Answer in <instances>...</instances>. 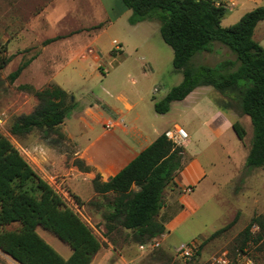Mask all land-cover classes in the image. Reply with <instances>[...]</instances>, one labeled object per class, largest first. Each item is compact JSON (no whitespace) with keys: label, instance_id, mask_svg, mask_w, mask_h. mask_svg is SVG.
Instances as JSON below:
<instances>
[{"label":"rangeland","instance_id":"obj_1","mask_svg":"<svg viewBox=\"0 0 264 264\" xmlns=\"http://www.w3.org/2000/svg\"><path fill=\"white\" fill-rule=\"evenodd\" d=\"M232 2L228 0L229 4H224L228 8L230 4L234 6ZM119 3L120 0H0V63L3 57L9 58L0 66V130L12 141L9 124L14 116L31 111L37 104L33 94L17 86L29 83L35 88L46 87L51 84L48 78L52 73L53 83L68 93L67 98L73 104L66 115L65 128L74 139L69 138L61 126L58 132L51 130L43 135L36 129L17 139L26 149L23 152L26 160L65 198L100 240L102 245L91 264H210L211 257L223 251L234 256L241 250L240 231L250 216L264 215V166L252 168L242 184L238 183L250 145V119L236 109L225 108L242 125L245 135L239 139L233 129L225 126L214 136L210 121L203 122L208 116L205 105L212 100L210 93L203 94L209 86L197 88L195 93L203 96L191 109L186 101L177 100L168 112L156 113L149 97L140 101L139 97L144 94L151 95L153 102L159 101L171 86L181 81L182 74L173 68L172 48L162 40L157 22L143 20L132 26L126 15L109 20V16L117 13ZM248 5L250 3L228 9L220 23L232 24ZM100 22L101 27L95 28ZM258 27L254 38L264 40V22ZM53 35L62 37L43 43ZM119 42L124 49L116 54L120 51ZM109 48L113 49L112 54H108ZM33 58L36 63L30 70L24 68L17 78L8 80L7 74L19 63ZM224 58L233 59L234 55L223 43L214 41L209 50L195 54L193 62L213 64ZM143 70L147 72L143 74ZM213 99L218 106L225 101L216 92ZM87 105L93 113L84 115ZM128 105L131 108H127ZM140 105L147 123L153 124L155 129L164 130L175 124L185 129L189 138L182 163L192 162L194 173L202 172L199 182L185 185L192 177L183 173L178 179L184 185L178 186L173 181L166 186L159 211V218L167 222L165 231L142 242L147 243L144 247L139 246L141 242L134 240L129 229L117 223H110L107 229L103 215L112 194L89 196L87 175L80 173L72 163L79 147L85 157L100 165L120 164L127 152L117 143H125L127 139L117 126L114 109L124 114L120 124L128 129L132 125L129 119ZM99 111L105 117L102 123L95 115ZM107 119L112 121L109 130L104 125ZM224 122L221 120L222 124ZM76 191L82 197L81 206L69 194ZM236 213L237 220L231 227L209 237ZM16 226L17 223L12 222L6 228ZM36 230L62 255L70 253L69 246L49 231L40 226ZM258 234V229L251 228L243 249L255 264H264V234L260 237ZM189 241L201 247L192 260H184L178 256L176 247L180 242ZM0 264L20 263L0 250Z\"/></svg>","mask_w":264,"mask_h":264},{"label":"trees","instance_id":"obj_2","mask_svg":"<svg viewBox=\"0 0 264 264\" xmlns=\"http://www.w3.org/2000/svg\"><path fill=\"white\" fill-rule=\"evenodd\" d=\"M129 9L127 22L143 20L158 23L162 40L172 48V65L182 74L181 81L169 88L166 94L154 101V110L164 113L172 100L182 99L194 87L210 85L225 101L221 108H233L250 119L251 138L244 158V171L238 178L242 184L252 168L264 166V47L253 38L257 21L264 19V4L245 11L230 25L220 21L228 11L221 0H120ZM102 22L94 27H101ZM48 37L44 44L61 38ZM219 41L234 55L213 64L194 63L193 57L210 49ZM113 49L109 50V54ZM9 60L1 59L0 66ZM29 63L24 60L7 74L11 82ZM18 89L31 93L37 104L28 113L14 116L9 133L24 136L33 130L47 135L58 127L72 108L68 93L51 83L43 88L21 83ZM235 135L242 139L245 130L238 121L231 124ZM185 154L183 145H177L164 133L158 135L118 172L103 179L98 172L91 179L93 191L112 197L107 203L104 219L129 229L135 241L144 242L165 231L164 220L159 218L162 192L174 181L182 167ZM73 165L80 172L94 168L79 157ZM136 187V189L134 188ZM70 196L78 206L83 202L76 193ZM233 219L214 230L209 237L231 227ZM12 222L14 228H6ZM49 231L65 242L70 253L62 255L36 230ZM258 226V237L264 234V215L252 214L240 231V249L250 236L251 228ZM101 242L81 216L31 166L10 139L0 130V250L20 264H90L101 247ZM199 244L197 255L199 254Z\"/></svg>","mask_w":264,"mask_h":264},{"label":"crops","instance_id":"obj_3","mask_svg":"<svg viewBox=\"0 0 264 264\" xmlns=\"http://www.w3.org/2000/svg\"><path fill=\"white\" fill-rule=\"evenodd\" d=\"M221 1H224V3L229 4L228 0H221ZM239 1L240 2H237V0H233L232 3H233L234 6H232L230 4V7H228V9H231L232 7H236L239 4L241 6H245V5L250 3V5H248L249 7H246V9H243V11H241V12L244 13L245 11L255 7L256 5L264 4V0H239ZM104 9L107 11L106 8H104ZM241 12L236 17L237 19L239 18V16H241L243 14ZM129 13H131V11H129V9H125L122 6V4L119 3V7H118V10H117V13H115L113 15V17H110L108 13H107L106 16H109V20H114L115 18H117V17L119 18L122 15H126V17H128ZM263 22H264V19H262L260 21L258 20L257 23L255 24L254 29H253V38H254V34H255V31H256L258 25L262 24ZM138 23L139 22H137L135 24H130V25L135 26ZM260 35H262V34H260ZM53 36H55V35H53ZM53 36H50V37H53ZM261 37H263V35ZM254 39L257 40L258 43L261 44L264 47V40L262 38L260 40L256 39V38H254ZM53 42H55V41L53 40ZM119 43L121 44V47L119 48L120 51L118 53H116V54H119L120 52H123V49H124V47L122 46V42H119ZM111 48H109L107 50L108 54H109V50ZM97 54L101 55L98 51H97ZM82 59H86V58L83 57ZM34 63H36V58L35 59L33 58L32 60H30L29 63L26 65L27 67L25 66L24 68L27 69V70L28 69L30 70V68L32 67V65H34ZM146 72H147L146 70L142 71L143 74H145ZM31 74H33L35 77H37L36 74H34L32 72H31ZM42 77H43V74H42ZM48 80H50L49 83H53L54 82L52 73L49 76ZM204 86L205 87L209 86L210 88L204 89L205 91L203 92V94L204 93H210L212 95L211 96L212 100H211V102H208L205 105V109L208 111V116H207L208 118L205 117V120L203 122H205L206 120L210 121V123H209L210 126L209 127L211 128V131H212L213 135L216 136V135H218V134H220L222 132V130H223V128L225 126H226V128L228 127V128L232 129L231 124L236 121L234 119V117L232 115V112L230 110L225 109V108H221L220 106L217 105V103L213 99V94H214V92L218 93L217 91H215L210 85H200V86L194 87L187 95H185L182 99H179V100L186 101L188 103L187 107H189L191 109V107L196 106L198 104V102L201 100V98L203 96V95H201L202 93H199V94L195 93L197 88L204 87ZM145 95H147V94H144L143 96H140L139 100L142 101L145 98L149 97L148 99L150 101L152 100L151 103H152V107L154 109V102H153V99H152L153 97L151 95L150 96H145ZM174 101H177V100H172L170 102L169 109L166 112H168L170 110L171 105H172V103ZM126 107L127 108H131L130 105H128ZM90 108H91L90 105L86 106V108L84 109V111H85L84 115L85 114L89 115V114L93 113V111ZM26 113H28V112H26ZM82 113H79V115L81 117L83 116ZM114 113L117 115V117L115 118V120L117 119L116 120L117 126H120V128H121L120 130L123 133L124 138L126 137V139H127V141L125 143H117L118 146L122 149L123 152L124 151L127 152L125 154V156L120 159V161H121L120 164L114 165L113 162H108L105 165H100L99 163L95 162L92 158L85 157L84 154H83L84 152L79 147H78V150H77V153H76L77 157H79L80 159L84 160L85 163L91 165L94 168V171H91V172H80V173H84L85 175H87V176H85L86 179H87L86 192H88L89 196L100 195V194H98V193L93 191V187H92V184H91V179L94 177V173L95 172H98L103 179H107L112 174L114 175L130 159H132L135 155H137L145 146L150 144L158 135L163 133L164 130H165V129L164 130H157V129H155L153 124L147 123V121H146L147 120V116L144 114V109H143V107L141 105L137 107V109L134 112V115L129 119L130 123L132 125L128 129L120 124L122 122L124 114H122V112L116 111L115 109H114ZM102 114H103L102 111H99L97 114L95 113V115L99 117L98 120L101 123L103 122V119L105 118V117H102ZM65 118H66V116H65ZM65 118H63V121L60 124V126H61L63 132L69 138H72L70 136V134L66 131ZM221 120L225 121L224 124L221 123ZM106 129H108V130L111 129V126L107 127ZM28 134H25V135H28ZM11 138H12V141L11 140L10 141L18 148V150L24 156L23 152L25 153L26 149H24L23 145L21 143H19V141L17 139L18 137L16 135H13V136L11 135ZM188 138H189V135H188ZM188 138L184 139L182 141V145L184 146L185 150H186ZM72 139H74V138H72ZM181 162H182V160H181ZM192 166H193L192 162H190L189 165L188 164L184 165V163H182V167H181L180 171L177 172V174H175V176H174V181H175L176 185H178V186L184 185V184L180 183L179 179H178V177L181 176L183 173H184V175L186 174V176H188V177H192L191 180H188V181L185 182V185L191 184V183H193L195 181L196 182L200 181V179L202 178V172L194 173V171L192 170ZM134 188L136 189V187H134ZM108 193H110V192H108ZM76 194L78 195V197L80 199L82 198L78 191H76ZM162 206H161V208H162ZM107 209H108V207H107ZM165 224L167 225V222ZM94 257H95V255L93 256V259H94ZM91 261H92V259H91ZM91 261H90V264H91Z\"/></svg>","mask_w":264,"mask_h":264},{"label":"built area","instance_id":"obj_4","mask_svg":"<svg viewBox=\"0 0 264 264\" xmlns=\"http://www.w3.org/2000/svg\"><path fill=\"white\" fill-rule=\"evenodd\" d=\"M115 41V40H114ZM116 42V41H115ZM104 125L106 127L112 126V121L107 119L105 120ZM164 135L170 139L175 144L182 142L184 139L188 138V134L185 129L175 124L172 128H167L164 130ZM258 226H254L253 229H257ZM147 243H140V247H144ZM199 243L194 241L189 242H180L176 247V252L179 257H182L184 260H192L198 251ZM210 264H255L252 257L249 255L248 251L241 249L234 256H231L227 251H223L220 254H216L211 257Z\"/></svg>","mask_w":264,"mask_h":264}]
</instances>
